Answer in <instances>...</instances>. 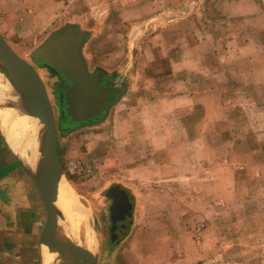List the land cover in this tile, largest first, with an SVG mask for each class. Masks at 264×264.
<instances>
[{"label": "rangeland", "instance_id": "obj_1", "mask_svg": "<svg viewBox=\"0 0 264 264\" xmlns=\"http://www.w3.org/2000/svg\"><path fill=\"white\" fill-rule=\"evenodd\" d=\"M67 30L115 92L83 123L36 62ZM0 32L46 84L97 264H264V0H0Z\"/></svg>", "mask_w": 264, "mask_h": 264}, {"label": "water", "instance_id": "obj_2", "mask_svg": "<svg viewBox=\"0 0 264 264\" xmlns=\"http://www.w3.org/2000/svg\"><path fill=\"white\" fill-rule=\"evenodd\" d=\"M85 35L77 30L56 33L40 49L36 62L62 77L67 87L62 92V107L67 120L83 123L103 117L114 103L113 93L103 87L96 74L91 73L83 59ZM0 60L8 71H23L29 77L40 105L34 128L36 136L44 139L45 163L39 170L38 184L47 213L41 233L43 261L48 253H56L52 264H72L63 255L62 236L54 221L60 212V193L68 181L58 153V131L54 108L46 84L38 69L23 59L0 32ZM118 97L120 95L117 94ZM116 217L123 218L120 212ZM115 218V216H114ZM97 264V256H96Z\"/></svg>", "mask_w": 264, "mask_h": 264}, {"label": "bare ground", "instance_id": "obj_3", "mask_svg": "<svg viewBox=\"0 0 264 264\" xmlns=\"http://www.w3.org/2000/svg\"><path fill=\"white\" fill-rule=\"evenodd\" d=\"M39 109L36 91L26 73L7 71L0 76V127L11 147L35 172L45 163L46 141L34 134ZM59 205L54 226L62 236L64 257L72 264H96L98 239L92 212L79 202L68 181L61 189ZM54 257L56 253H48L45 264H52Z\"/></svg>", "mask_w": 264, "mask_h": 264}, {"label": "crops", "instance_id": "obj_4", "mask_svg": "<svg viewBox=\"0 0 264 264\" xmlns=\"http://www.w3.org/2000/svg\"><path fill=\"white\" fill-rule=\"evenodd\" d=\"M11 147L0 127V264H43L47 213L38 173Z\"/></svg>", "mask_w": 264, "mask_h": 264}, {"label": "flooded vegetation", "instance_id": "obj_5", "mask_svg": "<svg viewBox=\"0 0 264 264\" xmlns=\"http://www.w3.org/2000/svg\"><path fill=\"white\" fill-rule=\"evenodd\" d=\"M116 203H117V211L121 213V215L124 217V215H126L128 213V209H129V201L128 199L122 195L119 194L116 198ZM120 203L122 206H120Z\"/></svg>", "mask_w": 264, "mask_h": 264}]
</instances>
